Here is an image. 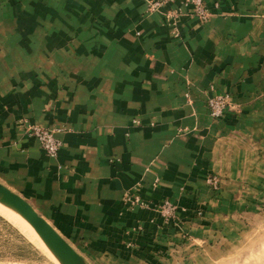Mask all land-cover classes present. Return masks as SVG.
Instances as JSON below:
<instances>
[{
  "label": "crops",
  "instance_id": "obj_1",
  "mask_svg": "<svg viewBox=\"0 0 264 264\" xmlns=\"http://www.w3.org/2000/svg\"><path fill=\"white\" fill-rule=\"evenodd\" d=\"M216 2L205 21L170 2L176 34L145 0H0V183L88 264H146L164 240L156 203L217 201L205 185L217 125L258 122L264 0ZM218 92L239 110L212 120ZM32 125L60 140L56 156Z\"/></svg>",
  "mask_w": 264,
  "mask_h": 264
},
{
  "label": "rangeland",
  "instance_id": "obj_2",
  "mask_svg": "<svg viewBox=\"0 0 264 264\" xmlns=\"http://www.w3.org/2000/svg\"><path fill=\"white\" fill-rule=\"evenodd\" d=\"M170 2L155 11L163 14L166 23L174 30L175 26L171 25L166 15L173 11L166 7ZM145 3L146 10H149L146 0ZM206 4L208 7V0ZM208 12L210 16L209 9ZM262 92L258 101V122L250 124L249 131L241 130L240 121L238 124L231 121L226 126L217 125L214 153L211 154L217 157L212 161V170L205 176V185L216 194L217 201L211 206L192 203L180 206L167 198L156 203L154 208L160 218L159 229L164 239L161 244L159 241L156 243L164 250H159L161 246L157 247L155 243L152 247L155 250L143 251L142 262L246 264L260 247H264V89ZM226 95L229 104L221 115L212 116L208 100L217 96L225 99ZM185 97L190 99L188 92ZM205 105L212 120L223 117L227 110L233 113L239 110V104L230 101L226 92L208 95ZM222 184L227 188L224 197L219 195ZM165 201L175 207L169 215L164 214L161 205ZM143 206H147L145 201ZM51 256L0 212V264H58ZM128 263L136 264V261L133 258ZM103 264L112 262L105 261Z\"/></svg>",
  "mask_w": 264,
  "mask_h": 264
},
{
  "label": "water",
  "instance_id": "obj_3",
  "mask_svg": "<svg viewBox=\"0 0 264 264\" xmlns=\"http://www.w3.org/2000/svg\"><path fill=\"white\" fill-rule=\"evenodd\" d=\"M0 202L13 208L27 220L60 264H88L26 199L1 183Z\"/></svg>",
  "mask_w": 264,
  "mask_h": 264
},
{
  "label": "built area",
  "instance_id": "obj_4",
  "mask_svg": "<svg viewBox=\"0 0 264 264\" xmlns=\"http://www.w3.org/2000/svg\"><path fill=\"white\" fill-rule=\"evenodd\" d=\"M172 0H146L148 11L152 12L161 8L164 4H167ZM190 5L193 11V14L200 20L205 21L209 17L208 7L206 4V0H183L182 5ZM214 5H217L216 0H214ZM179 10L174 9L173 11L167 12V18L171 21V25H175V16ZM177 34V33H176ZM219 98L221 100H219ZM229 98L226 95V98L223 99L221 96H217L208 100L209 111L210 114L214 117L221 115V113L226 108V105L229 104ZM28 134L35 137L40 145V147L44 150V152L49 156H56L57 152L60 148L61 142L59 139L53 136V132L48 129L41 127L39 125H32L28 129ZM129 202L132 205L143 206L144 201L140 200L138 197H130ZM162 208L164 210V214L169 215L171 211H174L175 207L165 201L162 204Z\"/></svg>",
  "mask_w": 264,
  "mask_h": 264
},
{
  "label": "bare ground",
  "instance_id": "obj_5",
  "mask_svg": "<svg viewBox=\"0 0 264 264\" xmlns=\"http://www.w3.org/2000/svg\"><path fill=\"white\" fill-rule=\"evenodd\" d=\"M0 212L4 216H6L13 224H15L17 228H19V230L24 235H26L33 243L38 245L42 250L50 252L52 254L49 248L36 233L34 228L16 210L0 202ZM255 254L256 255L253 257V259L249 260L246 264H264V247H260V249ZM51 257L54 258L56 263L60 264L53 254Z\"/></svg>",
  "mask_w": 264,
  "mask_h": 264
}]
</instances>
